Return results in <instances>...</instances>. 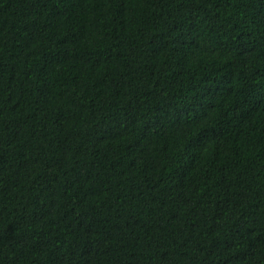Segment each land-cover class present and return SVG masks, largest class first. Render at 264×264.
<instances>
[{"label":"trees","instance_id":"trees-1","mask_svg":"<svg viewBox=\"0 0 264 264\" xmlns=\"http://www.w3.org/2000/svg\"><path fill=\"white\" fill-rule=\"evenodd\" d=\"M0 264H264V0H0Z\"/></svg>","mask_w":264,"mask_h":264}]
</instances>
